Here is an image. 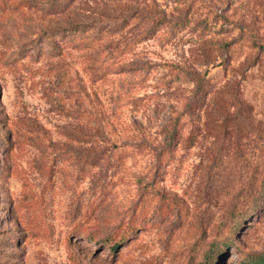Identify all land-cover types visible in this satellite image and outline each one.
I'll use <instances>...</instances> for the list:
<instances>
[{
	"label": "rangeland",
	"instance_id": "1",
	"mask_svg": "<svg viewBox=\"0 0 264 264\" xmlns=\"http://www.w3.org/2000/svg\"><path fill=\"white\" fill-rule=\"evenodd\" d=\"M260 259L264 0H0V264Z\"/></svg>",
	"mask_w": 264,
	"mask_h": 264
},
{
	"label": "trees",
	"instance_id": "2",
	"mask_svg": "<svg viewBox=\"0 0 264 264\" xmlns=\"http://www.w3.org/2000/svg\"><path fill=\"white\" fill-rule=\"evenodd\" d=\"M170 26H171L170 23L167 22V21H165V20H160V21H158V22L152 27L151 30H149V31H145V32H143V33L139 36V38H138V43H141V42L147 40L148 37L151 35V33L155 32V31H159V30H161V29H165V28L170 27ZM104 33H105V32H104ZM104 33L102 32V34L97 35V36H94V39H93L94 42H92V43H93V44H92L93 46H95V47L100 46V45H101L100 39H103V40H104V39H107V38H109V37H112L113 34H114V32L112 33L111 31H107L106 34H104ZM104 35H105V36H104ZM194 82H195V86H196V88H197V89H200V88H201V85H202V79H200V78L197 77V78L194 80ZM176 122H177V120L175 121L174 124H170V126L168 127L171 136H174V135L176 134V127H177V126H176ZM257 263H258V264H264V259H260Z\"/></svg>",
	"mask_w": 264,
	"mask_h": 264
}]
</instances>
